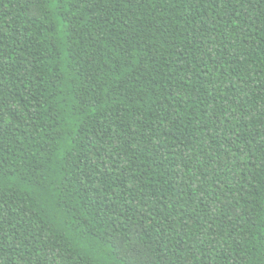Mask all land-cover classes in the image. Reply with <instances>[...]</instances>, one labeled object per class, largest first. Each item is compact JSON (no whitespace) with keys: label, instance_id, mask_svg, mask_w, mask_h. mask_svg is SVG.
Returning <instances> with one entry per match:
<instances>
[{"label":"trees","instance_id":"obj_1","mask_svg":"<svg viewBox=\"0 0 264 264\" xmlns=\"http://www.w3.org/2000/svg\"><path fill=\"white\" fill-rule=\"evenodd\" d=\"M0 211V264H264V0H0Z\"/></svg>","mask_w":264,"mask_h":264},{"label":"snow or ice","instance_id":"obj_2","mask_svg":"<svg viewBox=\"0 0 264 264\" xmlns=\"http://www.w3.org/2000/svg\"><path fill=\"white\" fill-rule=\"evenodd\" d=\"M119 3L123 4L124 7H129L130 5H133L135 3V0H118ZM235 35V34H234ZM217 75H219L220 73L217 72ZM161 208H163V205H160ZM3 215L4 213L2 211H0V225H2L3 223ZM135 249H132L130 254H134Z\"/></svg>","mask_w":264,"mask_h":264}]
</instances>
